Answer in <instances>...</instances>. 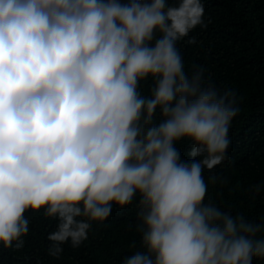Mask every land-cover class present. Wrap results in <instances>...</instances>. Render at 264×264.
Segmentation results:
<instances>
[{
  "label": "clouds",
  "instance_id": "obj_1",
  "mask_svg": "<svg viewBox=\"0 0 264 264\" xmlns=\"http://www.w3.org/2000/svg\"><path fill=\"white\" fill-rule=\"evenodd\" d=\"M204 12L203 0H0V245L23 247L26 210L43 209L59 256L138 196L139 247L119 264L264 257V217L205 200L204 168L226 159L240 97L185 66L177 42L196 43ZM181 138L199 159H181Z\"/></svg>",
  "mask_w": 264,
  "mask_h": 264
},
{
  "label": "trees",
  "instance_id": "obj_2",
  "mask_svg": "<svg viewBox=\"0 0 264 264\" xmlns=\"http://www.w3.org/2000/svg\"><path fill=\"white\" fill-rule=\"evenodd\" d=\"M174 4L176 0H167ZM206 27L197 25L188 37L177 42L185 66L193 63L206 68L220 88H232L240 99V112L233 118L229 135L231 143L226 159L212 169L204 168L208 190L205 200L241 213L259 222L264 217V191L253 195L250 185L264 181V0H203ZM151 80H142L139 89L149 94ZM181 159L190 157L192 143L184 138L175 144ZM210 174L225 178V183L213 184ZM129 205L113 203L111 214L103 222H92L88 237L79 247L63 244L59 256H51L47 239L55 229L56 220L45 217L43 209L26 210L29 231L22 238L21 248L0 245V264H119L139 247L140 233L136 232V199ZM133 225V227H129ZM258 236L264 233H258ZM136 248L130 247L132 242ZM252 264H264V257H253Z\"/></svg>",
  "mask_w": 264,
  "mask_h": 264
}]
</instances>
